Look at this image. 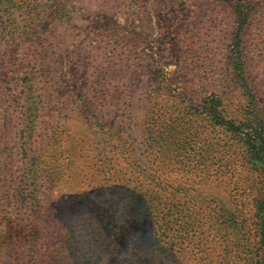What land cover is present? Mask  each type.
Returning a JSON list of instances; mask_svg holds the SVG:
<instances>
[{
    "label": "rangeland",
    "instance_id": "obj_1",
    "mask_svg": "<svg viewBox=\"0 0 264 264\" xmlns=\"http://www.w3.org/2000/svg\"><path fill=\"white\" fill-rule=\"evenodd\" d=\"M69 2L86 31L73 30L61 70L69 67L83 83L97 80L92 104L97 121L83 131L74 120L67 129L78 143L73 172L46 190L42 229L30 244L24 239L26 202L19 197L4 212L0 264H56L68 253L74 261L62 264H96L100 250L110 251L120 264H232L225 251H239L240 231H247L251 242L255 237L259 176L242 164L237 150L223 147L221 133L201 120L196 103L216 87L222 93L235 1ZM23 15L16 10L19 24ZM252 31L251 78L264 108V31L259 46ZM112 55H126L131 62ZM105 89L114 96L106 107L99 102ZM44 91L49 107L51 81ZM59 91H66L68 114L76 115L74 94ZM101 169L118 170L134 181L144 170L154 172L158 184L145 185L156 198L155 213L135 222L126 216L109 222L110 212L100 205ZM222 207L237 229L225 230Z\"/></svg>",
    "mask_w": 264,
    "mask_h": 264
},
{
    "label": "trees",
    "instance_id": "obj_2",
    "mask_svg": "<svg viewBox=\"0 0 264 264\" xmlns=\"http://www.w3.org/2000/svg\"><path fill=\"white\" fill-rule=\"evenodd\" d=\"M234 1L222 93L216 87L209 94L201 95L196 105L201 108V120L212 132L221 133L223 147L227 151L237 150L242 164L259 176L253 213L255 237L251 242L248 232L240 231L239 251L234 255L225 251V257L232 264H264V108L249 64L250 30L254 29L252 34L258 41L257 46L262 42L264 0ZM16 10L27 15H23L21 24L15 16ZM79 19L69 0H0V79L4 80V85H0V223L7 219L4 212L22 198L28 215L24 233L28 244L42 229L46 190L55 181L62 183L73 172L78 143L66 133L67 129L74 125V120L77 129L83 131L97 121L92 108L97 80L83 83L69 67L61 70V55L70 47L73 30L86 31ZM259 21H263L262 26L257 25ZM113 56L131 62L126 55ZM48 81L51 89L54 88L48 97L49 107L45 100L48 93L44 91ZM59 87L74 94L76 115L68 114L71 109L64 97L66 91L56 94ZM102 94L99 102L106 107L114 96L107 89ZM233 95H238L235 102L231 99ZM193 134L194 139L200 137L197 130ZM156 142L152 143L156 145ZM145 172L134 181L126 179L118 170L109 173L100 170V205L110 212L109 222H117L119 216L135 222L141 215H152L158 209L156 198L146 187L158 184V176ZM200 178L202 182L207 181L206 176ZM135 200L139 203L137 210L132 209ZM222 208L225 230L237 229L238 223L228 208ZM109 252L97 251L96 264H120ZM66 258L54 262L74 261L69 253Z\"/></svg>",
    "mask_w": 264,
    "mask_h": 264
}]
</instances>
